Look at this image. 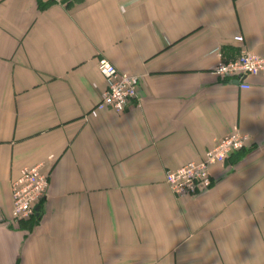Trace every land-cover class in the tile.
Returning <instances> with one entry per match:
<instances>
[{
  "label": "crops",
  "instance_id": "obj_1",
  "mask_svg": "<svg viewBox=\"0 0 264 264\" xmlns=\"http://www.w3.org/2000/svg\"><path fill=\"white\" fill-rule=\"evenodd\" d=\"M243 47L264 53V0H0V264H264V75L213 71ZM102 57L139 78L122 112L96 107ZM235 128L247 145L177 195L166 171ZM39 163L47 195L14 220Z\"/></svg>",
  "mask_w": 264,
  "mask_h": 264
},
{
  "label": "built area",
  "instance_id": "obj_2",
  "mask_svg": "<svg viewBox=\"0 0 264 264\" xmlns=\"http://www.w3.org/2000/svg\"><path fill=\"white\" fill-rule=\"evenodd\" d=\"M239 42H244V36H235ZM219 59L213 71L222 78L236 79L243 88L250 87L245 81L248 76L264 75V53H258L243 47L236 58L227 59L217 48ZM98 68L103 75L106 87L96 107H110L117 112L125 110L126 106L139 96L138 76L123 72L108 58L99 59ZM250 136L235 128L231 133L218 138L214 146L206 151L201 160H191L186 164L166 171V181L179 196L194 195L213 184L211 166L224 162L237 150L244 148ZM44 163L25 166L20 175L12 181V218L17 221L31 219L36 214L37 205L46 197L49 189V175L43 170Z\"/></svg>",
  "mask_w": 264,
  "mask_h": 264
},
{
  "label": "water",
  "instance_id": "obj_3",
  "mask_svg": "<svg viewBox=\"0 0 264 264\" xmlns=\"http://www.w3.org/2000/svg\"><path fill=\"white\" fill-rule=\"evenodd\" d=\"M236 82H239V80H236Z\"/></svg>",
  "mask_w": 264,
  "mask_h": 264
}]
</instances>
